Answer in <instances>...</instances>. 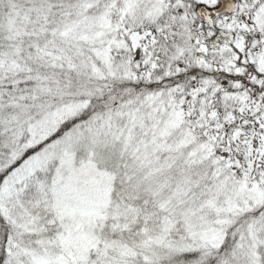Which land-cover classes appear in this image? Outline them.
Returning <instances> with one entry per match:
<instances>
[{
	"label": "snow or ice",
	"instance_id": "snow-or-ice-1",
	"mask_svg": "<svg viewBox=\"0 0 264 264\" xmlns=\"http://www.w3.org/2000/svg\"><path fill=\"white\" fill-rule=\"evenodd\" d=\"M0 264H264V0H0Z\"/></svg>",
	"mask_w": 264,
	"mask_h": 264
}]
</instances>
